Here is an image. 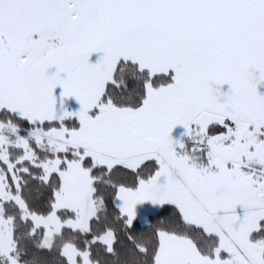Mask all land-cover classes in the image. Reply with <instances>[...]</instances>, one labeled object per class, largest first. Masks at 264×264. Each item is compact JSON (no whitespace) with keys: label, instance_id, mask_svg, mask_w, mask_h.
<instances>
[{"label":"snow or ice","instance_id":"1","mask_svg":"<svg viewBox=\"0 0 264 264\" xmlns=\"http://www.w3.org/2000/svg\"><path fill=\"white\" fill-rule=\"evenodd\" d=\"M0 264H264V0H0Z\"/></svg>","mask_w":264,"mask_h":264}]
</instances>
